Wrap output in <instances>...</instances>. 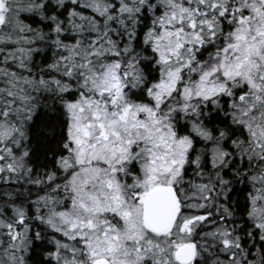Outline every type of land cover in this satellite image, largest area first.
<instances>
[{
	"label": "snow or ice",
	"instance_id": "1",
	"mask_svg": "<svg viewBox=\"0 0 264 264\" xmlns=\"http://www.w3.org/2000/svg\"><path fill=\"white\" fill-rule=\"evenodd\" d=\"M0 264H264V0H0Z\"/></svg>",
	"mask_w": 264,
	"mask_h": 264
}]
</instances>
